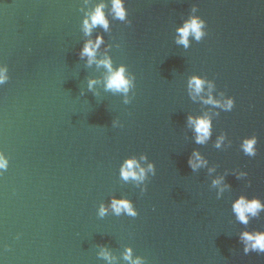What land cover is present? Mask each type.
I'll return each instance as SVG.
<instances>
[{"label":"water","instance_id":"1","mask_svg":"<svg viewBox=\"0 0 264 264\" xmlns=\"http://www.w3.org/2000/svg\"><path fill=\"white\" fill-rule=\"evenodd\" d=\"M101 3L109 27L86 35ZM123 4L122 21L112 0H0V264H264L241 240L264 232V211L245 225L232 210L241 196L264 203V0ZM190 17L206 35L185 47ZM97 36L89 63L80 53ZM105 60L135 77L127 94L107 88ZM204 116L211 135L197 144L189 117ZM252 137L255 157L242 150ZM193 153L206 161L195 170ZM128 159L156 175L124 180ZM113 199L137 215H115Z\"/></svg>","mask_w":264,"mask_h":264},{"label":"clouds","instance_id":"2","mask_svg":"<svg viewBox=\"0 0 264 264\" xmlns=\"http://www.w3.org/2000/svg\"><path fill=\"white\" fill-rule=\"evenodd\" d=\"M105 5L103 3L98 4L95 9L86 15V18L83 20V30L86 35H91L92 29L99 26L104 30H107L109 27V22L106 19L105 13L103 11ZM112 11L114 17L119 20H125L127 18V10L124 7L123 0H112ZM205 22L198 17H190L186 20L182 27L177 29L179 34L178 43L183 44L185 47L188 46V37L190 35L199 41L202 37L206 35L203 31L205 28ZM103 43V37L97 36L95 42L88 40L82 50L80 55L82 57H88L89 63L92 62L96 55L97 49ZM105 66H109V71L112 73L107 82V88L115 91H121L125 94L134 86L135 77L129 76L126 74V69L120 67L116 70H112L110 67V61L105 60L101 61ZM8 80L7 68H0V85L6 83ZM206 82L200 78L193 77L189 83V87L192 88L196 94H199L202 91V88ZM209 90H211L212 85L208 84ZM205 104L221 106L218 101L214 100L211 95H209L207 100L203 101ZM234 100L229 98L222 105L225 109L231 110L234 107ZM189 123L194 126V131L196 135V143L203 144L205 143L210 135L212 123L210 118L207 116L192 118L189 117ZM257 140L255 137L245 138L242 141V150L245 155L249 157L256 156L255 145ZM219 147V144L217 145ZM195 159H189V166L195 170L199 167H202L206 164V161L202 160L198 153H193ZM141 159H145L141 157ZM8 168V159L3 152H0V170H6ZM121 176L124 180L132 179L136 181H145L148 177L146 173L151 174L152 176L156 175V167L153 164H148L147 169L141 167V165L135 159H128L121 166ZM2 174V173H0ZM222 182V178L219 180L213 181L214 185H218ZM113 213L115 215L126 214L132 217H135L137 213L134 211V206L131 202L127 200H117L113 199L110 205ZM232 210L237 220L242 224H248L249 217H256L261 211H264V203L257 199H247L243 196L239 197L233 204ZM107 212V209L102 205L100 207L99 214L104 216ZM241 240L244 243V252L247 254L249 251L264 252V232H243L241 234ZM105 258L109 257L107 254H104ZM126 260H131V250H128V254L125 256ZM131 264H142L139 258L134 261H131Z\"/></svg>","mask_w":264,"mask_h":264}]
</instances>
